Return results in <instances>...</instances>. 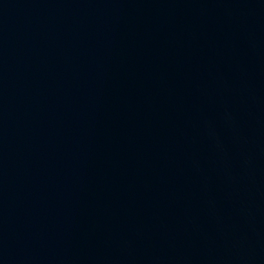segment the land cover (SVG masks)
<instances>
[{
    "label": "water",
    "instance_id": "1",
    "mask_svg": "<svg viewBox=\"0 0 264 264\" xmlns=\"http://www.w3.org/2000/svg\"><path fill=\"white\" fill-rule=\"evenodd\" d=\"M0 264H264V0H0Z\"/></svg>",
    "mask_w": 264,
    "mask_h": 264
}]
</instances>
